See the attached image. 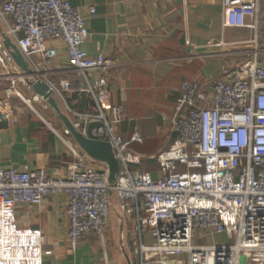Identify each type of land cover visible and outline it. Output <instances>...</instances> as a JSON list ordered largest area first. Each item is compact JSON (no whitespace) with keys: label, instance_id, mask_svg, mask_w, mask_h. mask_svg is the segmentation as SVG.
Listing matches in <instances>:
<instances>
[{"label":"built area","instance_id":"1","mask_svg":"<svg viewBox=\"0 0 264 264\" xmlns=\"http://www.w3.org/2000/svg\"><path fill=\"white\" fill-rule=\"evenodd\" d=\"M259 2L225 5L222 27L256 30ZM247 18L252 23L246 24ZM0 22L33 72L26 76L19 70L0 37V84L5 85L0 120L15 123L13 97L44 120L34 105L47 110L45 101L36 94L24 98L17 89L22 85L31 92L27 82L39 80L64 104L72 127L83 137L91 123L100 124L91 134L110 145L119 164L116 181L108 183V169L89 167L87 156L66 141L71 136L67 129L54 131L74 157L64 177L28 168L18 172L0 164V264H43L51 255L43 249L41 231L17 224L16 207L39 206L58 194L68 198L71 251L82 237L93 235L105 256L114 195L117 210L135 216L138 242L132 264H264V58L253 53L237 70L223 69L217 81L180 84L171 116L164 119L174 138L153 157L160 173L154 179L130 170L140 158L127 148L142 138L137 131L127 141L118 134L123 110L108 104L106 77L113 62L102 55L89 58L82 51L89 32L80 10L62 0H6ZM54 42L66 50L69 71L80 77L97 113L78 114L67 107L70 81L52 80L55 75L49 70L57 57ZM200 237L211 242L197 245Z\"/></svg>","mask_w":264,"mask_h":264},{"label":"crops","instance_id":"2","mask_svg":"<svg viewBox=\"0 0 264 264\" xmlns=\"http://www.w3.org/2000/svg\"><path fill=\"white\" fill-rule=\"evenodd\" d=\"M5 1L0 0V6ZM62 1L78 8L85 20L89 37L81 46L82 51L89 58L102 55L113 62L114 68L106 77L108 104L123 110L118 134L127 141L137 131L142 138V143H131L127 148V152L140 158V163L130 170L150 174L154 179L160 173L153 157L174 138L169 122L164 119L171 116L180 84L217 81L222 78L223 69L237 70L253 53L264 58V0L259 2L256 30L222 27L223 7L235 0ZM89 8H94V14L88 13ZM250 23L251 18H247L246 24ZM3 33L0 22V37ZM53 45L57 47V57L51 60L49 70L55 75L54 81L69 78L67 107L78 114L97 113L91 96L82 91L80 77L69 71L66 50L57 42ZM4 87V83L0 84V110ZM17 89L24 98L27 93L35 94L22 85ZM16 100L22 103L17 97L10 100L15 123L0 127L1 166L18 172L24 168L44 170L51 177H64L74 157L54 131L61 133L66 128L49 107L42 110L51 113L55 124L46 121L40 113L44 120L24 107L13 105ZM62 113L72 125L74 121L68 117L66 108ZM66 141L87 156L89 167L107 168L88 157L72 136ZM111 201L109 227L104 235L105 256L99 239L93 235L82 237L75 251L70 250L68 198L64 194L47 196L39 206L18 205L16 221L22 228L41 231L43 249L51 251L43 264H127L128 261L132 264L133 248L138 242L135 216L122 215L114 195ZM111 242L119 243L118 251Z\"/></svg>","mask_w":264,"mask_h":264},{"label":"water","instance_id":"3","mask_svg":"<svg viewBox=\"0 0 264 264\" xmlns=\"http://www.w3.org/2000/svg\"><path fill=\"white\" fill-rule=\"evenodd\" d=\"M1 38L4 47L8 50L9 55L16 66L26 75L33 76V72L28 68L21 54L16 46L10 41V39L3 33ZM32 91L43 99L48 107L54 112L57 119L63 124V126L70 132L73 140L91 159L101 162L107 166L108 169V183L113 184L116 181V177L119 171L118 161L115 159L110 145L107 142L97 141L92 136V131L97 129L99 123H91L87 128V137H83L78 131H76L70 124L67 117L62 113L60 104L53 93L49 90L48 86L39 80L33 82H27ZM6 122H1L0 127L6 128ZM127 264H130L128 261Z\"/></svg>","mask_w":264,"mask_h":264},{"label":"rangeland","instance_id":"4","mask_svg":"<svg viewBox=\"0 0 264 264\" xmlns=\"http://www.w3.org/2000/svg\"><path fill=\"white\" fill-rule=\"evenodd\" d=\"M33 60L35 61V62H37V60L35 59V58H33ZM31 94L30 93H27V94H25V97L26 98H31ZM59 102V104H60V107H61V111L63 112V110H65V106H64V104L62 103V102H60V101H58ZM13 105H17L18 107H24V105L22 104V103H19L17 100L16 101H13ZM34 107H35V109L42 115V117L46 120V121H48V122H52L53 124H55V119L52 117V115H51V113L50 112H44L43 110H42V107H41V105L40 104H35L34 105ZM25 108V107H24ZM25 109H27V108H25ZM27 110H29V109H27ZM201 238V237H200ZM211 241L209 240V238L207 239V238H201V239H197L196 240V244L197 245H206V244H209ZM219 242L220 243H224L223 242V240H219ZM111 245H112V247H114L115 249H116V251H118V246H119V243H117L116 242V244H114V243H112L111 242ZM115 245V246H114ZM120 249H121V243H120ZM122 250H123V252H124V247L122 246ZM124 254L126 255V254H128V253H126V252H124ZM127 256V255H126Z\"/></svg>","mask_w":264,"mask_h":264},{"label":"trees","instance_id":"5","mask_svg":"<svg viewBox=\"0 0 264 264\" xmlns=\"http://www.w3.org/2000/svg\"><path fill=\"white\" fill-rule=\"evenodd\" d=\"M69 79V78H68ZM70 86H71V84H70ZM70 90H71V87H70Z\"/></svg>","mask_w":264,"mask_h":264}]
</instances>
